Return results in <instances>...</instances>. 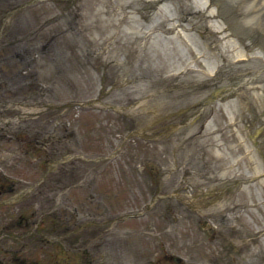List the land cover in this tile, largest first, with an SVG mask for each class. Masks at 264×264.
I'll use <instances>...</instances> for the list:
<instances>
[{
	"label": "rangeland",
	"instance_id": "374dc122",
	"mask_svg": "<svg viewBox=\"0 0 264 264\" xmlns=\"http://www.w3.org/2000/svg\"><path fill=\"white\" fill-rule=\"evenodd\" d=\"M25 1L0 0V198L23 189L0 211L49 239L9 244L41 264H89L103 241L119 264H171L167 251L201 264L198 250L264 264V14L249 19L245 0Z\"/></svg>",
	"mask_w": 264,
	"mask_h": 264
},
{
	"label": "flooded vegetation",
	"instance_id": "af4514ba",
	"mask_svg": "<svg viewBox=\"0 0 264 264\" xmlns=\"http://www.w3.org/2000/svg\"><path fill=\"white\" fill-rule=\"evenodd\" d=\"M142 119V118H140ZM137 123V120L136 122ZM143 126H146V125H143ZM140 128H143V127H140ZM76 156H81L83 157L84 159H86L87 157L84 156L82 153H78L76 154ZM142 168V167H141ZM160 165L157 166V184H158V187H157V190L159 189V185L160 183L158 182V178H159V171H160ZM77 170H78V167H74V170H73V173H77ZM75 173V175H76ZM89 183H94L95 184V179H93V181L90 180ZM91 185V184H90ZM12 189V186H9L8 187V190L10 191ZM3 191H5V188L1 189L0 188V193H2ZM156 194V193H154ZM21 196H18L17 198H19ZM61 199H70V197H66L64 195H61ZM17 199H9V201H15ZM20 200V199H18ZM24 200H31V199H24ZM145 206V205H144ZM150 207V206H149ZM147 207V208H149ZM13 211H16V207L13 206L12 208ZM15 209V210H14ZM76 211V210H75ZM91 213V212H90ZM141 215H142V212H140ZM75 214H77L75 212ZM94 214L91 213V217L89 218L88 221H84L82 222V224H80L78 227H76L74 230H77L85 225H88L89 223H95L97 220L94 218L93 216ZM16 220L15 221H11V222H8L7 224L5 223L6 222V219L7 218V213L5 211H0V222L1 223H5L3 224L4 226L2 227V229H0V241H2L0 243V245L3 247V248H6L7 246L10 248V249H13L14 248V254L15 252L16 255L13 256L14 259H12V264H41L40 262H37L35 260H31V259H24L22 258V256H20L19 254L21 253V251L24 249H26V244H22V247L20 246H17L15 244H9L10 242V237H14L15 239H20L21 241H28V242H38L40 245L44 246L45 243L47 242V240L49 239L48 235H47V228L46 227H40L38 228V224L35 225L34 228H28V229H25L24 231H21V233H17V231L15 232H11L10 229L11 228H19V231L22 227H27L28 223H29V218L28 217H25V215H21L19 214L17 217H15ZM9 230V231H8ZM23 230V229H22ZM30 234H33V235H30ZM94 234V233H93ZM95 235V234H94ZM26 237H29L28 239H26ZM239 245V244H238ZM236 244H232V250L233 248H237ZM104 248V251L106 252V254L103 252L100 257H91L88 261L89 264H119L118 261L119 259L117 257H115L114 253L111 252L109 246H106V243L105 241L102 242V244L100 245V249H103ZM9 249V250H10ZM96 249V248H95ZM221 249L222 251L218 252V253H215L213 255V258L215 259V262H216V256H219L220 258H224V254L223 252L225 251V247L224 246H221ZM89 253H93L95 250H90L88 249L87 250ZM198 255V257H201L203 259L198 261L199 263L203 264L204 261H206V256L204 254H201L199 253V250L197 252L193 251L192 254H189L191 256L193 255ZM228 254H226L225 256H227ZM229 256V255H228ZM165 257L167 259H169L171 261V264H189V263H186L188 262V257L185 253H180V252H177V253H169L168 251L165 253ZM200 258V259H201ZM230 258H232L231 262L232 264H243V255L241 254H238V255H234V254H230ZM0 262H4V259L0 258Z\"/></svg>",
	"mask_w": 264,
	"mask_h": 264
},
{
	"label": "bare ground",
	"instance_id": "6f19581e",
	"mask_svg": "<svg viewBox=\"0 0 264 264\" xmlns=\"http://www.w3.org/2000/svg\"><path fill=\"white\" fill-rule=\"evenodd\" d=\"M204 2L206 1V3L205 4H207V2H208V0H203ZM210 2V1H209ZM237 2V1H236ZM245 2H246V10H245V12L246 13H244V14H246V15H248L247 17L249 18V19H251V18H254L255 16H258V15H260L261 13H263L264 14V0H245ZM209 7V6H208ZM207 7V8H208ZM213 12H215V10L213 9L212 10ZM215 15V13H212V16H214ZM169 17V16H168ZM172 21H174L175 23L176 22H178V19H179V17H176V15H173L172 16ZM251 23V22H250ZM177 27H180L182 30H184V31H186V29H185V27L184 26H181V24H178L177 26H176V28ZM223 28H224V26H222ZM221 29V28H220ZM222 33L224 34V32L222 31ZM237 52H238V56H245V55H247V53H245V49H243V48H239L238 50H237Z\"/></svg>",
	"mask_w": 264,
	"mask_h": 264
},
{
	"label": "water",
	"instance_id": "95a60500",
	"mask_svg": "<svg viewBox=\"0 0 264 264\" xmlns=\"http://www.w3.org/2000/svg\"><path fill=\"white\" fill-rule=\"evenodd\" d=\"M24 4H26V3H24Z\"/></svg>",
	"mask_w": 264,
	"mask_h": 264
}]
</instances>
